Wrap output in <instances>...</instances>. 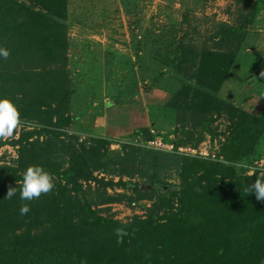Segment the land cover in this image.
<instances>
[{
    "label": "trees",
    "instance_id": "trees-1",
    "mask_svg": "<svg viewBox=\"0 0 264 264\" xmlns=\"http://www.w3.org/2000/svg\"><path fill=\"white\" fill-rule=\"evenodd\" d=\"M69 1L0 0V47L10 50L7 60L0 57V99L13 101L21 118L35 123L10 140L17 146L13 162L0 158V264H258L264 256V202L247 188L256 175L264 177V169L248 173L218 156H189L132 142L110 150L107 135L80 138L65 130L76 122L70 111ZM263 6L264 0H254L238 23L216 22L211 45L177 43L173 58L181 85L171 106L175 130L185 138H173L175 144H197L201 133L211 131L213 115L227 114L222 158L260 157L256 146L264 132V111L245 110L217 91L247 24ZM130 134L154 135L148 126ZM4 143L0 139V146ZM31 165L51 173L55 188L21 201L19 185ZM144 165L174 167L179 181L157 174L133 179ZM101 170L118 178L96 173ZM10 188L17 193L6 198ZM129 190L133 195H126ZM124 198L150 199L146 215L122 221L105 212L108 203ZM24 203L31 210L21 216Z\"/></svg>",
    "mask_w": 264,
    "mask_h": 264
},
{
    "label": "rangeland",
    "instance_id": "rangeland-1",
    "mask_svg": "<svg viewBox=\"0 0 264 264\" xmlns=\"http://www.w3.org/2000/svg\"><path fill=\"white\" fill-rule=\"evenodd\" d=\"M253 3L254 0H80L72 5L67 16L68 70L70 111L76 114V122L65 130L80 138L107 135L112 140L110 150L119 149L122 142L141 145L142 135L130 133L145 126L170 140L185 138V134L175 130L177 115L171 106V98L181 85L173 58L177 43L187 42L196 48L211 45L209 36L216 22L238 23L240 14ZM247 26L217 96L259 113L264 111V6ZM152 77L155 79L150 81ZM110 99L113 102L107 104ZM21 119L23 123L14 135L1 139L5 140L0 146L1 162H13L17 146L10 140L23 128L35 125ZM229 122L227 114H214L211 131L201 133L194 145L207 150L211 158L222 155L219 150ZM197 136L198 132L193 133L191 142ZM256 148L261 152L259 158L223 161L255 169V161L264 158V132ZM97 172L118 178L112 171ZM154 174L171 182L179 181L174 167L155 170L147 165L141 166L133 179L148 180ZM115 190L122 188H108L109 192ZM126 195L133 192L129 190ZM143 199H134L141 200L136 205L126 198L108 203L110 209L105 212L122 221L130 220L134 214L144 217L150 204ZM258 264H264V256Z\"/></svg>",
    "mask_w": 264,
    "mask_h": 264
},
{
    "label": "clouds",
    "instance_id": "clouds-1",
    "mask_svg": "<svg viewBox=\"0 0 264 264\" xmlns=\"http://www.w3.org/2000/svg\"><path fill=\"white\" fill-rule=\"evenodd\" d=\"M9 56L10 50L0 47V57L7 60ZM22 123L20 112L13 101L8 98L0 99V139L12 137ZM256 176L257 179L253 184L248 185L247 191L248 194L255 193L256 199L264 202V177ZM54 188L55 181L52 174L42 166L31 165L25 170L22 183L19 185V198L21 201H32L41 195L50 194ZM16 193L17 188H10L6 198H12ZM30 210L29 204L24 203L20 207V215H27Z\"/></svg>",
    "mask_w": 264,
    "mask_h": 264
},
{
    "label": "built area",
    "instance_id": "built-area-1",
    "mask_svg": "<svg viewBox=\"0 0 264 264\" xmlns=\"http://www.w3.org/2000/svg\"><path fill=\"white\" fill-rule=\"evenodd\" d=\"M143 142H140L141 145H144L148 148L155 149V150H161V151H167V152H174L178 154L183 155H189V156H200V157H210V154H208L207 150L201 149L198 146L192 145V144H175L172 140L164 138L162 135L154 134L152 137L143 139ZM211 158V157H210ZM214 158L215 155H214ZM212 158V159H214ZM219 159L223 161L222 156H218ZM254 167L258 169H264V158H261V160H257L254 163ZM254 168L251 166L248 168V173H252ZM146 198L143 199L144 202H147V204H150V201H147ZM141 200L132 201L133 205H136L140 203Z\"/></svg>",
    "mask_w": 264,
    "mask_h": 264
},
{
    "label": "crops",
    "instance_id": "crops-1",
    "mask_svg": "<svg viewBox=\"0 0 264 264\" xmlns=\"http://www.w3.org/2000/svg\"><path fill=\"white\" fill-rule=\"evenodd\" d=\"M85 1H87L88 2V0H85ZM90 1V0H89ZM71 4H69V10L70 9H72V8H74L72 5H74V4H76V3H79L80 2V0H71ZM69 10H68V13H69ZM68 18V17H67ZM68 23V22H67ZM111 102H113V100L112 99H110V100H108L106 103L107 104H110Z\"/></svg>",
    "mask_w": 264,
    "mask_h": 264
}]
</instances>
